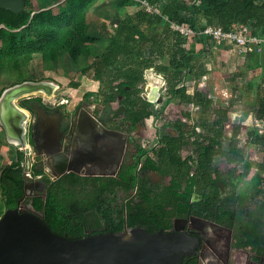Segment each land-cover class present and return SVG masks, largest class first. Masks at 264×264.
Instances as JSON below:
<instances>
[{"label": "trees", "instance_id": "trees-1", "mask_svg": "<svg viewBox=\"0 0 264 264\" xmlns=\"http://www.w3.org/2000/svg\"><path fill=\"white\" fill-rule=\"evenodd\" d=\"M60 1L26 0L25 8L18 13L0 8V70L17 69L36 53L55 61L59 53L64 52L79 65L83 74L109 83L103 103L115 101V105L124 104L126 114L123 118L130 122V130L139 126L143 130H157V126L153 125L155 116L150 107L151 101L140 93L141 85L145 83L144 69L152 65L149 61H143L142 66L134 65L130 63L132 56L142 55L144 50L152 53L150 50L155 47L156 53L163 57L169 47L167 61L157 64L158 71L163 73L168 83L169 95L159 110L166 116L171 98L189 96L184 79L192 69L191 61L208 49L211 36L196 33L193 39L189 38L173 29L171 21L188 25L195 31L207 25H219L229 30L239 24L245 31L264 36V0H148L153 5L163 1L161 13L154 14L140 6L116 17V24L108 35L104 49L94 52L93 59L86 61L82 54L90 44L85 42L95 38L77 28L85 27V9L95 0H68L66 9L56 5ZM164 16L167 21L162 27ZM246 61L250 69L258 68L260 71L257 77L248 81V85L253 87L254 98L259 100L255 112L264 120V93H259L260 84L264 82V48H253L247 53ZM189 98L201 102L204 112L211 102L198 90ZM217 102L218 105L212 109L211 125L203 123L209 131L212 126H218L214 134L201 135L194 126L177 117L171 126L173 133L163 136L162 144L155 150L156 159L150 158L148 148L139 143L132 144L128 151L129 159L118 176H81L68 171L57 179H48L45 195L34 196L30 200L32 207L51 230L66 233L72 238L97 232H119L133 225L146 226L152 231L149 224L154 225L151 214L155 212L162 213L159 214L161 218L166 211L170 216L201 214L202 200H197L195 193L203 194L205 214L211 217L216 207L217 210L223 209L222 206L213 207V196L219 194L215 181L226 171L218 160L242 162V169L235 166L227 169L235 179L234 184L250 182L254 194L264 193V132H259L256 125L252 126L247 131L250 135L248 144L241 145L238 137H232L224 147L221 144L222 127L228 118L226 115L221 120L218 118V107L222 104L221 100ZM185 116L188 117L189 113L185 112ZM149 117L152 119L150 122ZM189 142L199 144L197 151L184 157L178 155L179 147ZM254 143L262 148V159L256 168L249 159V144ZM21 159L22 152L19 151V158L0 170V194L5 209L15 207L24 200L25 176ZM140 162L143 167H163L169 178V191L157 198L156 209H153L151 196L147 193L138 200L135 196L125 200L135 186V171ZM123 180L129 185H124ZM237 193L232 200L242 199L243 192L234 190L231 194ZM2 213L3 210H0V216ZM252 216L253 224L264 225V201Z\"/></svg>", "mask_w": 264, "mask_h": 264}, {"label": "flooded vegetation", "instance_id": "flooded-vegetation-1", "mask_svg": "<svg viewBox=\"0 0 264 264\" xmlns=\"http://www.w3.org/2000/svg\"><path fill=\"white\" fill-rule=\"evenodd\" d=\"M36 98L28 97V99L22 101L18 100V104L29 108L31 113V118L27 125V142L32 162L30 174L26 170L25 152L23 149L17 148L22 152L21 163L24 168L25 180L33 181V185L36 181L46 180L47 182L48 179H53L49 173L44 172V158H40V148L43 150L50 148L47 143L51 139L50 136L52 138L56 137L64 129L65 123H68V121L70 123L73 118L75 121L78 116L81 122L77 130H75L76 127L73 124L69 142L62 147V152L60 153L61 164L71 165L74 170L70 171H74L81 176L110 177L119 175L129 159V147L132 144H137V138L141 136L140 131L130 130V122L123 118L122 112L125 106L120 113L112 116L111 112L106 113V103H103L98 108L97 104L96 106L93 104L95 99L85 101L87 105L83 101H79L72 111H67L62 105L48 106L45 101L40 102L41 99ZM80 103L81 106L77 110V117L75 118L74 111ZM120 105H115L112 110H116ZM83 108L90 113L93 111L98 113L103 110V113H106L103 117L105 126L111 129H99L98 133L91 137L95 141L93 143V152L88 148L90 136L86 135L88 133L83 129L85 128V123L82 122ZM60 119L62 120L60 126L54 127L56 123L58 126ZM0 127L3 130L1 125ZM171 133L173 132L159 133L160 135L157 136L155 145L148 148L147 152L150 158L156 159L155 150L162 144V137ZM33 139L37 142L36 146H33ZM141 146L145 147V145ZM149 150H152V152ZM231 163H226L229 167L226 166L223 176L215 181L219 194L213 196L215 199L213 207L222 206L223 209L217 210L216 207V210L212 212L213 216L207 217L205 214L206 210H204L205 203L202 193L194 194L197 200H202L201 214L189 213L187 215L176 214L170 216L169 212L166 211L164 218H161L160 215L162 213L160 212V215L156 212L151 214V222L154 225H149L152 231L160 228L164 231H185L187 234L198 238V244L193 251L183 255L182 264H264V225L253 224L255 221L252 216L253 211L264 201V193L254 194L250 182H241L239 185L234 184L235 179L227 171L228 168L234 167ZM135 175V186L125 200L131 196H135L138 200L142 198L144 193H147L151 196L153 209H156V205H158L157 198H161L169 191V178L166 171L163 167H143L142 162H140ZM123 184L128 186L129 182L127 183L123 180ZM33 186V188L28 186L24 189V200L19 205L24 203L26 204L24 209L36 212L30 200L34 196L43 195L44 191L40 190L39 184ZM234 190L240 193L243 192L242 199L232 200V196L238 195V193L231 194ZM222 198L223 200H221ZM143 227L146 228V226Z\"/></svg>", "mask_w": 264, "mask_h": 264}, {"label": "rangeland", "instance_id": "rangeland-1", "mask_svg": "<svg viewBox=\"0 0 264 264\" xmlns=\"http://www.w3.org/2000/svg\"><path fill=\"white\" fill-rule=\"evenodd\" d=\"M69 1L71 2L73 0ZM69 1L62 0L56 5L61 6L62 9H66L69 6ZM97 2L98 0H95L94 3H92L85 9V27L79 26L77 28L78 30H82L85 34H88V16H93L94 4H96ZM114 3L115 4L113 7L117 12L116 17L121 16L126 12L134 11L136 8L142 6L140 4V1L138 0H114ZM116 17L111 18V20L107 23L106 26L108 27L107 29H103L104 33L101 32L96 36L88 34L95 39L94 41L85 42L87 44H90V47H88L87 51H84V53L82 54L84 60H92L94 57V52H97L100 49H104V44L108 39L107 35L112 32L116 24L114 23ZM163 18L166 17L164 16ZM105 21H108V18L105 20L103 19L102 22L100 21V25H102V23H105ZM164 22L166 21H163V23L161 24L162 27L164 26ZM109 28L111 30L108 33L107 31ZM159 29H161V27ZM102 34H104L105 37H102ZM1 41L2 39L0 37V45ZM187 43L189 42L187 41ZM197 45L199 46V43ZM207 47L208 49L206 51L199 53L198 55L193 57L191 61L192 69L186 74V77L184 79L185 85H187L186 93L189 96L184 99H179L178 97L171 98L169 100V103L167 104L166 116L162 114V111H159L169 95L168 83L165 79L164 84H162L160 87V93L157 101H152L150 103L153 115L155 116L153 119V125L157 126V130H153L152 128L143 130L141 126H139L136 131H140L141 136L137 138V143L145 145L146 148L154 146L155 141L157 140V136L160 134H164L166 131H170L171 126L177 117L182 118V120L184 121L187 120L186 122L190 126H194L196 131L198 133H201V135H204L206 133L214 134L218 126H212V129L209 131L203 126V123L206 122L208 123V125H211L213 120L211 111L212 107H214L215 104L212 100V102H210L208 106L207 111L203 113L200 112V108H198V105L196 104L197 101L195 99L189 98L191 96L193 97L194 92L197 90L200 91L201 94L203 93L205 97L215 99L214 102L216 103V105H218L217 101L221 100L222 105L218 107L220 110L218 118L221 120L222 118H224V115H226V117L228 118L227 122L223 123L222 127L223 131L221 144L224 147L227 146L232 137H238V142L241 143V145L248 144L250 135L247 131L255 125L254 123H256V126L264 132V126L262 125V122L260 120L258 122L257 120L256 122L255 120L251 121L252 119H250L249 117V113L252 107L251 104H248V101H252V99L254 101L259 100H255L253 87L248 85V81L252 77L256 76V74L258 73L256 71H258L259 69H250L246 61L247 54L240 53L236 45L231 44L228 41L218 42L216 39L209 37ZM154 49L155 47H152V50H150L152 53H150L148 50H144L142 55L134 54L131 61L129 60L130 63L142 66L144 63L143 61H149V63H151L152 65L149 67L153 68L157 73H160L157 69V64L167 61L166 59L169 55V47L168 51L164 54L163 57L156 53ZM160 74L163 75V73ZM26 78L53 79L60 82V86L57 87L55 93L51 97L46 96L42 93H37L19 98V101H22L24 99H28V97H37L36 99H38L39 97L41 98V100L39 99L40 102L45 101L48 106H68L70 104L72 105L78 103L79 101H83L84 104H86L85 101L95 98L100 102V104H102L105 94L109 89L108 82H100L83 74L79 65L73 62L64 52H60L57 60L55 61H51L49 58L43 57L42 54L36 53L32 59L22 64L17 69L3 68L2 70H0V93L6 86H9ZM149 86L150 84L145 78V83L141 85L142 88L140 93L142 95H147ZM91 89H94V91H96L98 95H86V92ZM259 93H264V85L262 84L259 88ZM245 110H248L249 113H246ZM252 110L253 112L255 111L254 108ZM187 111L191 115L189 118H186L185 116V112ZM230 112H233V117L231 116ZM122 113L124 115L123 117H125V109ZM148 120L150 122L152 120L151 117H149ZM198 145V143L192 142L183 144L181 147H179L177 153L181 157H184L189 153L196 152ZM249 145V159L256 168L258 166V163L262 159V148L256 143ZM149 151L152 152V150ZM18 158L19 150L16 146L6 140L4 131L0 127V170L5 164L9 163L10 161H15ZM217 162L218 164H220L222 169H225L226 166L229 167L228 164L223 161L218 160ZM231 165L237 167L238 169L243 168L242 162H232ZM25 205L26 204L22 203L19 206L24 209ZM0 210H5V202L1 198V194Z\"/></svg>", "mask_w": 264, "mask_h": 264}, {"label": "water", "instance_id": "water-1", "mask_svg": "<svg viewBox=\"0 0 264 264\" xmlns=\"http://www.w3.org/2000/svg\"><path fill=\"white\" fill-rule=\"evenodd\" d=\"M25 5L26 0H0V8L16 13L22 11ZM144 75L150 84L145 97L151 102L157 101L165 77L151 67L145 69ZM58 86L52 79L26 78L6 86L0 93V125L6 140L24 150L28 174L32 164L27 142V125L31 113L29 108L19 105L18 100L37 93L51 97ZM80 106L81 103L74 111L75 118ZM123 108V104L116 110H112L111 103L105 105L106 113L111 112L112 116ZM83 112V129L90 136L88 148L93 152L95 141L91 137L99 129H111L105 126L103 117L106 113L103 110L90 113L83 108ZM80 122L79 116L75 121L71 119L56 137L49 135L51 139L47 143L50 148H40L44 172L53 179L74 170L71 165L61 164L60 153L69 142L73 124L77 130ZM32 142L33 146L37 145L35 139ZM32 182L25 180L24 189L39 184L45 195L46 180L36 181L33 185ZM197 244L198 238L185 231H164L161 228L150 231L141 225L127 226L119 232H97L72 238L66 233L59 234L51 230L39 214L21 209L19 205L6 208L0 216V264H182L183 255L191 253Z\"/></svg>", "mask_w": 264, "mask_h": 264}, {"label": "built area", "instance_id": "built-area-1", "mask_svg": "<svg viewBox=\"0 0 264 264\" xmlns=\"http://www.w3.org/2000/svg\"><path fill=\"white\" fill-rule=\"evenodd\" d=\"M138 1H140V4L147 11L154 14L161 13V4L153 5L148 0ZM170 26L173 29L179 30L189 38H193L194 35L198 33L211 36L218 42L228 41L231 44H235L239 52L242 54H247L252 51L253 48H256V50L264 48V36L254 35L249 31H245L239 24L229 30H225L219 25H207L199 31H195L188 25H182L175 22H170Z\"/></svg>", "mask_w": 264, "mask_h": 264}, {"label": "crops", "instance_id": "crops-1", "mask_svg": "<svg viewBox=\"0 0 264 264\" xmlns=\"http://www.w3.org/2000/svg\"><path fill=\"white\" fill-rule=\"evenodd\" d=\"M114 0H98V2L96 3V4H94V9H93V12H94V14H93V16L91 15V16H88L89 17V20H87V23H88V34H90V35H93V36H96V35H99V33H104V31H103V29L104 28H106L107 29V27L108 26H106L107 25V23L111 20V18H113V17H116L117 15V12H116V9L113 7L114 6ZM160 4L162 5L163 4V1H161L160 2ZM108 18V21H105V23H102V25H100V21L102 22V20L104 19H107ZM167 18H163V21H167L166 20ZM171 22H174V21H171ZM114 23H116V22H114ZM176 23V22H175ZM179 24V23H178ZM110 28L108 29V33L110 32ZM106 34V33H105ZM109 35V34H108ZM107 35V36H108ZM102 37H105V35L104 34H102ZM34 56H35V54H34ZM33 56V57H34ZM59 56V55H58ZM256 72H258L257 74H256V77L259 75V70L258 71H256ZM53 80V79H52ZM95 80V79H94ZM53 81H55V82H57L58 84H59V86H60V82L59 81H56V80H53ZM262 85H264V82H262L261 83ZM260 84V85H261ZM261 87V86H260ZM87 94L88 93H90L91 95H95V96H97L98 94L96 93V91H94V89H91V90H89V91H87L86 92ZM85 93V94H86ZM86 94V95H87ZM118 98H120V97H118ZM209 98V97H208ZM212 100H213V103L216 105V103L214 102L215 101V99H211V102H212ZM256 100V99H255ZM253 101V102H252ZM252 101H248V104H251V107H252V109L253 108H257L258 106H259V102L258 101H254L253 99H252ZM108 103H111L112 104V107L114 108L115 107V101H111V102H108ZM77 103H75V104H70V105H68V106H65V105H62L64 108H66L67 109V111H72L73 109H74V107H75V105H76ZM93 104H95V106H96V104H97V107L99 108V107H101V105L103 104H100V102L95 98V102L93 103ZM196 104L198 105V108H200L199 110H200V112H204L203 111V106H202V104H201V102H196ZM99 105V106H98ZM40 107H42L41 105H40ZM214 107H212V109H213ZM251 109V108H250ZM249 109V110H250ZM250 110V113H249V111L248 110H245L246 111V113H249L250 115H249V117H250V119H252L251 121H253V120H255V122H256V120H257V122L260 120L261 122H262V125H263V123H264V120L262 119V115H260V114H257L255 111L253 112V110ZM188 112V111H187ZM212 112V111H211ZM189 113V112H188ZM231 113V112H230ZM255 113V114H254ZM191 115H190V113H189V116L188 117H186V118H189ZM230 116V115H229ZM231 116L233 117V112L231 113ZM61 117V116H60ZM238 118V117H237ZM61 119L58 121V126H57V123H56V125L54 126V127H59L60 126V123H61ZM187 121V120H186ZM230 121V120H229ZM255 125H257L256 123H254ZM99 125V124H98ZM254 125V126H255ZM55 130V129H54ZM258 130H259V132H262L263 133V131H261L259 128H258ZM86 133H88V132H86ZM87 135V134H86ZM246 182V181H245Z\"/></svg>", "mask_w": 264, "mask_h": 264}]
</instances>
